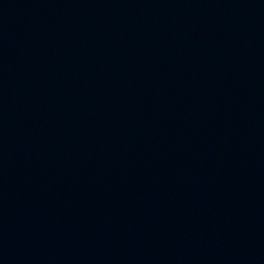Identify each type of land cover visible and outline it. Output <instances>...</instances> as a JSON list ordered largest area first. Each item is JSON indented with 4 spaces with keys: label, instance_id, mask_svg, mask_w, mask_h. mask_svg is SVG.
<instances>
[{
    "label": "water",
    "instance_id": "1",
    "mask_svg": "<svg viewBox=\"0 0 264 264\" xmlns=\"http://www.w3.org/2000/svg\"><path fill=\"white\" fill-rule=\"evenodd\" d=\"M0 264H264V0H0Z\"/></svg>",
    "mask_w": 264,
    "mask_h": 264
}]
</instances>
